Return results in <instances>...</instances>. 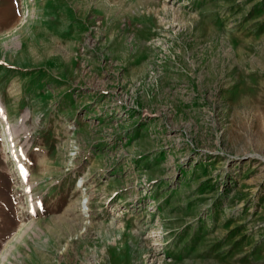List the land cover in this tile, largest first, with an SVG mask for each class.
<instances>
[{"label":"rangeland","instance_id":"374dc122","mask_svg":"<svg viewBox=\"0 0 264 264\" xmlns=\"http://www.w3.org/2000/svg\"><path fill=\"white\" fill-rule=\"evenodd\" d=\"M0 264H264V0H0Z\"/></svg>","mask_w":264,"mask_h":264}]
</instances>
